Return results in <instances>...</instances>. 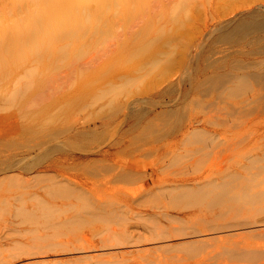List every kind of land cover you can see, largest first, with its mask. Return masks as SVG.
<instances>
[{
	"label": "rangeland",
	"instance_id": "obj_1",
	"mask_svg": "<svg viewBox=\"0 0 264 264\" xmlns=\"http://www.w3.org/2000/svg\"><path fill=\"white\" fill-rule=\"evenodd\" d=\"M156 3L144 20L143 16L129 18L103 27V37L91 41L83 58L67 60L75 61V65L63 67L64 61L56 59L55 64H60L61 69L49 77L47 86L30 90L21 69L0 87V236L14 231L33 236L57 229L63 233L60 239L71 238L89 247L77 252L78 257L122 253L126 249L140 260L134 263L148 264L151 261L145 260L142 255L146 254L140 250L155 248L157 242L132 244L123 231L124 220L136 222L146 215L144 211L151 216L149 226L135 225L131 231L148 237L163 232L160 226L152 227L153 220L158 221L157 209L151 205L152 209L145 208L147 188L155 185L159 175L195 173L215 183L219 176H233L244 157L261 155L258 153L264 148V31L245 34L239 22L253 10H264V0ZM125 170L136 178L147 170L148 184L132 183L131 176H123ZM106 174L111 176L108 180ZM75 177L77 184L85 183L91 188L106 178L111 190H102L110 204L101 191L103 207L124 199L126 191L127 197L140 195L145 209L141 205V211L137 208L139 211L124 212L122 208L120 212L92 214L90 203L96 198L83 189L72 192L74 182L70 178ZM99 180L98 184L93 183ZM231 180L237 183L236 178ZM120 181L124 183L121 185ZM126 182L129 184L125 185ZM43 189L50 199L73 198L78 207L43 215L42 210L30 212L11 204L31 200L34 191ZM208 190L185 194L156 185L150 198L178 207L210 203L213 210L215 206L216 210L222 209L227 212L226 218H219L223 226L219 224L218 231L208 232L211 238L222 236L226 243L218 244V248L207 246L205 252L187 247L167 254L161 251L164 261L151 264H258V258L252 256L254 252L243 251L244 256L238 257V248L228 243L240 239L236 237L239 231H244L243 235L246 232L243 228L238 231L234 225L241 216L235 207L240 194L236 190L228 192L222 186ZM172 211L175 217L181 214L176 209ZM250 212L244 217L252 219L262 213ZM217 224L218 221L209 225ZM83 233L88 234L87 239L80 238ZM178 254L182 255L181 260L177 259ZM67 255L71 258L72 254ZM170 255L176 258L170 259ZM58 259L63 260L56 257L53 261Z\"/></svg>",
	"mask_w": 264,
	"mask_h": 264
},
{
	"label": "bare ground",
	"instance_id": "obj_2",
	"mask_svg": "<svg viewBox=\"0 0 264 264\" xmlns=\"http://www.w3.org/2000/svg\"><path fill=\"white\" fill-rule=\"evenodd\" d=\"M156 4V0H0V87L3 88V84L7 83L8 78L15 76L16 73L21 69H23V73L28 78V87L30 90L36 91L39 87L47 86L49 77L56 75L61 69L60 64H55L56 59H61L62 62L64 61L63 67L69 66L70 63H73L71 66L75 65V61L68 62L67 60L70 58V61L73 58H83L89 51L87 46L91 43V41H95L103 37V33L101 31L103 27L114 26L116 23L129 18H131L130 20H134L143 16L142 20H144L149 10H153V7ZM239 26L244 29L245 34L264 31V10L258 9L251 11V13L246 18H243V20L239 22ZM238 33L242 34V31ZM112 37L120 38V35L118 36V34H112ZM86 70L88 71V69ZM83 72L86 73L85 70H83ZM80 80H82V77ZM47 88L50 87L48 86L46 89ZM255 143L257 144V141ZM262 144L263 143H261V145ZM120 145L122 147V144ZM260 150L262 152L259 151L260 153L258 154H261L259 156L254 154L253 156L244 157L245 159L240 161L239 168L233 172V176H219L223 181L220 179L219 181L217 179L219 177H217L216 181H218V183H216V181L213 183V180L207 182L208 177L204 179L203 175L195 173L182 175L166 173L161 175V177L159 175L155 181V185H152L153 187L151 188H147L149 189L147 190L148 195H146V204L148 205H145V208L147 209L148 206L151 209L152 207L154 210L157 209L159 216L156 220L158 221H154L152 219V227L158 228V226H160L163 232L157 236L151 235L152 237H148L144 233L134 234V232H132V228L135 227V225L137 227L142 225H144V227L149 226L148 218H151V216H149V214L147 215V213L143 211V213L146 215L141 216V218L136 222L127 221V219L124 220V234H126L127 237L131 239L130 242L132 244L137 243L140 245L142 243L145 244L148 242H157V247L155 248L146 249L144 247L145 250H140L146 254V257L145 255H142L144 256V259L151 261L148 264H151L152 262L157 263L158 261H164L163 259L165 258L162 259V257L164 256L163 254H167V251L174 252L181 248L187 247L205 252L206 248H208L207 246H217L220 243L225 244L226 241L222 236L211 238L208 231H218L219 224L222 222V220L219 218L221 216L226 218L227 212L222 211V209L221 211L216 210V206L213 210L211 207L214 205L210 203H197L196 205L192 206L178 207L177 205L167 203L163 199L155 201L150 198V195L154 193L156 185L167 187L173 192L180 191L181 193L185 194L201 192L202 190L205 191V188V192H207V188L209 189V192L213 187L222 186L228 192H233V190H236L237 193L240 194V201L235 207L237 210H239V215L241 214V216L239 220L234 221L238 223L234 224L232 221L231 223L236 226L235 229L237 230L243 228V230L246 231L245 234L249 231L251 232H249L250 236H246L245 234L243 235L241 233L242 230H238L239 233L237 235L239 236L236 237H240V239L237 241L232 240L234 242L228 241V243L230 242L229 246H236V248L239 250L238 252L240 253L243 251L254 252L255 254H252V256L256 259L258 258V264H264V217L262 218V215L264 214V148H261ZM118 151H120V149L116 152ZM108 154L109 153H107V155ZM117 165L115 164V167ZM120 165L121 164L118 166L121 167ZM122 167L124 166L122 165ZM214 169L217 168H212L211 170ZM220 170L222 171V169ZM146 171L147 170H144L143 173H139L141 174V177L136 178L135 174L131 175V171L125 170L123 172V176H131L130 178L133 179L132 183L141 182L142 185H147L150 176L147 177L148 171ZM155 171L156 170L154 169V172ZM117 174L119 175L120 173H116V176ZM121 175L122 173L120 176ZM171 175H175L177 177L174 176L171 180ZM105 176H108L107 180L111 177L107 174ZM112 176L114 177V174ZM76 177L74 179L70 178L71 181L73 180L74 182H71V185H73V189H71L72 192H80L83 189V192L89 193L93 196V198L95 197L96 200H98L97 202H95V200L94 203H90L92 205V214L97 215L99 213L102 214L103 212L115 213L120 212L122 208L124 212L135 211L143 203L141 199H139L140 195L132 194L128 195L127 197L126 191H124V193L122 192L126 195L124 196V199H118V201L116 200L113 203L111 202V205H108L109 209L107 210L108 206L106 207V205L109 202L106 200L107 193L105 196V191L107 188L109 189L110 186H108L109 182L106 180V178L104 179L103 177L101 180L104 181L102 182H100L101 180L97 181V183L93 182L94 184H98L100 182V184L97 185V187L91 188L86 187V184L83 183V181L80 182L83 184H77L79 181L75 180ZM233 178L237 179L236 184H234V181L231 180ZM80 179L82 180L81 176ZM128 179L126 178V180ZM105 182L108 183L106 184ZM126 184L129 183L126 182L125 185ZM89 185L92 186L90 183ZM114 186L112 188H116ZM103 187H105V191L102 190ZM120 189H125V187ZM44 190L45 189L34 191L33 198L31 200H26L24 202L20 201V204L11 201L10 202L13 206H23L30 212L38 213V211L42 210L43 215L53 214L55 211L61 213L63 211L73 210L78 207V203L76 206V200L73 198L50 199L46 195L47 192H43ZM109 190H111V187ZM100 192L102 194L104 192L103 195L105 198L104 196L103 198L107 201V203L104 204V207V200L101 201L102 197H100V195L102 194H100ZM110 192L111 191H109L108 194ZM113 193L115 194V192ZM122 193H120V195ZM14 198L16 199V197ZM107 198L109 197L107 196ZM142 208H144V206ZM174 209L181 212V214L178 213V216L176 215L175 217L173 214L175 212L172 211ZM109 210L110 212H107ZM154 210H152V213ZM254 210H261L262 213L255 215H253V213L252 215L255 217L252 219V216L250 219L244 217L245 214H250L252 213L250 211ZM218 211L220 212L218 213ZM146 212H148V210ZM215 221H218L217 225L213 227L209 225L213 222L216 224ZM16 232L18 231L9 232L8 234L0 236V264H138L134 263V260L137 259H134V257L131 256L133 255L132 251L134 249L132 247V254L129 253V257H127L128 250L126 252V249L124 250L125 252L123 251L124 253H117L116 251H113L114 253H112L111 251L109 253L97 255L85 254L84 256L78 257L75 255L77 252L87 251L89 247L84 244L80 245L71 238L60 239V236L63 235V233L61 231H57V229L50 231V233H32L33 236L29 232L25 234ZM127 232H130V235ZM82 237L87 239L88 234L83 233L80 238ZM171 239H176L177 243L175 240L172 241ZM223 244H221V247ZM229 246L226 247L230 248ZM91 247L96 248V246L93 245H91ZM234 249L235 248L231 250ZM240 253L238 257H243L244 253H242L243 255ZM67 254H72L71 258H69ZM138 254H140V252ZM65 256H68V258ZM142 256L140 258L141 260ZM56 257L63 258V260L58 259V261L54 262L53 260ZM130 257L133 258V261ZM136 257L139 256L137 255L135 258ZM167 257L166 259H168ZM174 257L175 255H172V257L170 255V259ZM178 258L181 260L182 255L178 254L177 259ZM143 262L145 261L143 260Z\"/></svg>",
	"mask_w": 264,
	"mask_h": 264
}]
</instances>
